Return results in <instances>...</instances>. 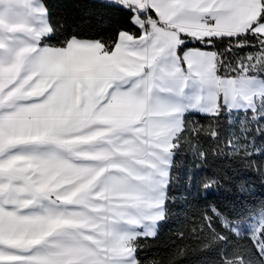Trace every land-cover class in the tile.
Instances as JSON below:
<instances>
[{"label": "snow or ice", "instance_id": "1", "mask_svg": "<svg viewBox=\"0 0 264 264\" xmlns=\"http://www.w3.org/2000/svg\"><path fill=\"white\" fill-rule=\"evenodd\" d=\"M103 4L128 24L111 42L58 38L48 0H0V264H143L186 137L219 149L223 121L249 167L264 138V0ZM202 219L219 264H264V209Z\"/></svg>", "mask_w": 264, "mask_h": 264}, {"label": "trees", "instance_id": "2", "mask_svg": "<svg viewBox=\"0 0 264 264\" xmlns=\"http://www.w3.org/2000/svg\"><path fill=\"white\" fill-rule=\"evenodd\" d=\"M48 3L53 19L61 25L60 39L71 33L84 39L111 42L118 29L128 27L125 17L105 7L101 0H48ZM224 47L219 51H224ZM233 52L239 58L251 50L237 53L233 49ZM210 123L214 122L200 115L189 119L190 127L207 128ZM221 126L219 149L216 141L186 137V146L178 154L172 171L169 193L172 202L168 204L167 219L159 225L155 237L140 240L139 256L143 264H219V242L208 243L210 233L202 219L209 206L245 222L264 209V172L260 170L264 167V138L258 134L250 138L253 156L249 167V160L232 154L227 147L231 129L223 121ZM199 150L207 153L206 158L197 154ZM208 180L215 183L206 193L203 184ZM242 184L248 191L239 190Z\"/></svg>", "mask_w": 264, "mask_h": 264}, {"label": "crops", "instance_id": "3", "mask_svg": "<svg viewBox=\"0 0 264 264\" xmlns=\"http://www.w3.org/2000/svg\"><path fill=\"white\" fill-rule=\"evenodd\" d=\"M101 1H103V0H101Z\"/></svg>", "mask_w": 264, "mask_h": 264}]
</instances>
